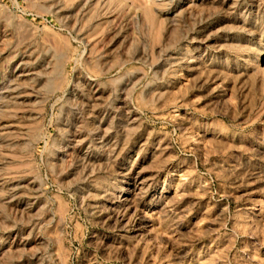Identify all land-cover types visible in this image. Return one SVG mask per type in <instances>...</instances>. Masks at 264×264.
Instances as JSON below:
<instances>
[{
    "label": "rangeland",
    "instance_id": "rangeland-1",
    "mask_svg": "<svg viewBox=\"0 0 264 264\" xmlns=\"http://www.w3.org/2000/svg\"><path fill=\"white\" fill-rule=\"evenodd\" d=\"M0 264H264V0H0Z\"/></svg>",
    "mask_w": 264,
    "mask_h": 264
},
{
    "label": "bare ground",
    "instance_id": "bare-ground-1",
    "mask_svg": "<svg viewBox=\"0 0 264 264\" xmlns=\"http://www.w3.org/2000/svg\"><path fill=\"white\" fill-rule=\"evenodd\" d=\"M181 3L182 2H177V4L176 5H174V6H172L170 9H169V13L170 14H173L174 12H176V10L178 11V8H179V6L181 5ZM173 16V15H172Z\"/></svg>",
    "mask_w": 264,
    "mask_h": 264
}]
</instances>
